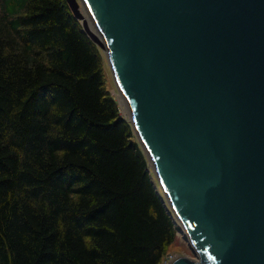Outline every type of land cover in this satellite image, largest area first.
<instances>
[{"label": "trees", "instance_id": "1", "mask_svg": "<svg viewBox=\"0 0 264 264\" xmlns=\"http://www.w3.org/2000/svg\"><path fill=\"white\" fill-rule=\"evenodd\" d=\"M65 0H0V264H160L148 158Z\"/></svg>", "mask_w": 264, "mask_h": 264}, {"label": "water", "instance_id": "2", "mask_svg": "<svg viewBox=\"0 0 264 264\" xmlns=\"http://www.w3.org/2000/svg\"><path fill=\"white\" fill-rule=\"evenodd\" d=\"M65 1L199 258L169 264H264V0Z\"/></svg>", "mask_w": 264, "mask_h": 264}, {"label": "rangeland", "instance_id": "3", "mask_svg": "<svg viewBox=\"0 0 264 264\" xmlns=\"http://www.w3.org/2000/svg\"><path fill=\"white\" fill-rule=\"evenodd\" d=\"M103 57H104V67L103 68L105 70L104 75H105L106 85H107V88L109 90L108 92L117 101V103H118L117 105L119 106L120 113H121L122 117H125L129 121L128 112H125L126 106L121 102L120 93L117 90V87H116V84H115L113 77L111 75L110 69L108 68V63L106 61V58L104 55H103ZM121 103L124 106L121 105ZM124 107H125V109H124ZM176 229L177 230H176L175 240H173L174 242L169 246L167 253L164 254V257L168 256V255H170L174 258H177L179 256H184V257H187V258L195 260V261L199 260L198 256L192 250L189 241H187L185 234L179 230L180 229L179 227Z\"/></svg>", "mask_w": 264, "mask_h": 264}, {"label": "bare ground", "instance_id": "4", "mask_svg": "<svg viewBox=\"0 0 264 264\" xmlns=\"http://www.w3.org/2000/svg\"><path fill=\"white\" fill-rule=\"evenodd\" d=\"M82 14H83V18L87 21V23H88V27L90 28V30L91 31H93V32H95L96 33V31H95V27H94V25H93V23H92V20L89 18V15H88V12L84 9V7L82 6ZM120 99H121V102L124 104L125 103V100H124V98L121 96V94H120ZM121 103V105H123ZM124 106V105H123ZM126 106V105H125ZM124 109H125V107H124ZM125 112H128V110H127V107H126V109H125Z\"/></svg>", "mask_w": 264, "mask_h": 264}, {"label": "built area", "instance_id": "5", "mask_svg": "<svg viewBox=\"0 0 264 264\" xmlns=\"http://www.w3.org/2000/svg\"><path fill=\"white\" fill-rule=\"evenodd\" d=\"M175 258L174 257H172V256H170V255H168V256H165L162 260H161V262H160V264H169L172 260H174Z\"/></svg>", "mask_w": 264, "mask_h": 264}]
</instances>
